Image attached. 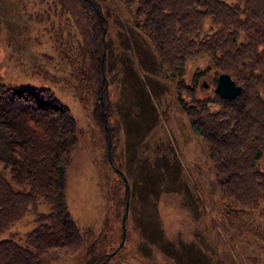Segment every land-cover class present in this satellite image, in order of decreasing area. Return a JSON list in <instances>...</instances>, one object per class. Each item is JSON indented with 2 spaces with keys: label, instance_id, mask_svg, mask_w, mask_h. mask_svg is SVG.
I'll return each mask as SVG.
<instances>
[{
  "label": "rangeland",
  "instance_id": "374dc122",
  "mask_svg": "<svg viewBox=\"0 0 264 264\" xmlns=\"http://www.w3.org/2000/svg\"><path fill=\"white\" fill-rule=\"evenodd\" d=\"M54 2L0 0L1 80L49 86L76 121L65 194L79 230L88 232L80 248L47 264H264L259 234L264 235V201L238 210L227 206L207 144L190 123L187 107L195 100L205 99L211 111L219 110L211 60L191 58L182 75L170 74L150 39L133 26L135 5L97 0L108 19L106 90L97 93L91 67L85 66L84 31L60 27V21L69 20L60 16L62 2ZM79 43L83 49H76ZM207 66L211 70L198 74L194 91H186L184 82L191 86L197 69ZM248 72L243 69L241 77L248 76L254 87ZM98 101L100 109L107 107V131L95 117ZM259 162L264 167V156ZM9 169L3 168L7 174ZM125 177L129 210L121 243ZM50 209L37 197L0 232V239L13 236L26 245L35 217ZM98 254H105L104 260L93 259Z\"/></svg>",
  "mask_w": 264,
  "mask_h": 264
},
{
  "label": "trees",
  "instance_id": "16d2710c",
  "mask_svg": "<svg viewBox=\"0 0 264 264\" xmlns=\"http://www.w3.org/2000/svg\"><path fill=\"white\" fill-rule=\"evenodd\" d=\"M122 1L128 7L135 5L133 26L150 39L170 74L182 75L187 60L206 56L217 75L228 72L241 84V92L232 98L216 92L218 111H211L205 99L195 100L187 110L194 130L207 144L215 182L227 206L238 210L264 201V167L259 162L264 156V0ZM58 2H62L61 18L69 20L60 21V27L84 31L85 66L91 67L97 93L104 92L106 58H101L107 44L106 14L97 0L54 3ZM208 28L213 31L206 32ZM79 47L83 49L84 44ZM75 61L79 62L78 54ZM242 68L254 76V87L248 76L241 77ZM209 70V66L198 68L191 86L184 82L186 91H194L198 74ZM100 106L98 101L95 117L104 125L107 107ZM76 143V121L49 86L7 84L0 75V162L4 165L0 167V232L37 197L51 207L35 217V227L26 233V245L13 236L0 239V264H47L82 246L88 230H79L65 194L66 170ZM114 146L112 139L111 149ZM6 166L10 167L8 174L3 170ZM105 256L98 254L93 259L100 262Z\"/></svg>",
  "mask_w": 264,
  "mask_h": 264
},
{
  "label": "water",
  "instance_id": "95a60500",
  "mask_svg": "<svg viewBox=\"0 0 264 264\" xmlns=\"http://www.w3.org/2000/svg\"><path fill=\"white\" fill-rule=\"evenodd\" d=\"M103 37H104V31H103ZM106 49H107V45L105 43L104 48H103V52H102V60L105 57ZM102 71H103V76L106 77L104 69ZM205 85H207L206 82H205ZM215 90L223 97L232 98L241 92L242 86H241V84L236 82V80L231 76L230 73L223 71V72H220L218 77H217ZM104 114H105V112H104ZM104 123H105V126H107L106 119H105ZM108 158H109V162L112 163L111 153H110V140L108 142ZM122 173H123V171H122ZM125 179L127 182L126 177H125ZM128 204H129V184L127 182L126 204H125V211H124L123 218H122L123 236H122L121 243L123 242V240L125 238V234H126V216L128 214V210H129Z\"/></svg>",
  "mask_w": 264,
  "mask_h": 264
}]
</instances>
